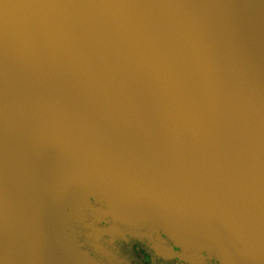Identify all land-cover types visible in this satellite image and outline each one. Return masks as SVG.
<instances>
[{
    "label": "water",
    "instance_id": "water-1",
    "mask_svg": "<svg viewBox=\"0 0 264 264\" xmlns=\"http://www.w3.org/2000/svg\"><path fill=\"white\" fill-rule=\"evenodd\" d=\"M130 240L264 264V0H0V264Z\"/></svg>",
    "mask_w": 264,
    "mask_h": 264
},
{
    "label": "flooded vegetation",
    "instance_id": "flooded-vegetation-1",
    "mask_svg": "<svg viewBox=\"0 0 264 264\" xmlns=\"http://www.w3.org/2000/svg\"><path fill=\"white\" fill-rule=\"evenodd\" d=\"M120 250L127 257L129 264H195L191 259L188 260L190 263H187L177 258L158 257L150 246L138 240H130L122 245ZM115 262L116 264H123L121 260H116ZM202 264L206 263L203 261Z\"/></svg>",
    "mask_w": 264,
    "mask_h": 264
},
{
    "label": "bare ground",
    "instance_id": "bare-ground-1",
    "mask_svg": "<svg viewBox=\"0 0 264 264\" xmlns=\"http://www.w3.org/2000/svg\"><path fill=\"white\" fill-rule=\"evenodd\" d=\"M159 251H163V249L160 248ZM191 260H192L195 264H202V263H203V260H201V259H196V258L193 259V258H191ZM110 264H116V262H115V261H111Z\"/></svg>",
    "mask_w": 264,
    "mask_h": 264
}]
</instances>
